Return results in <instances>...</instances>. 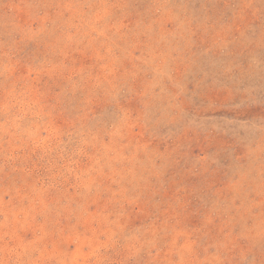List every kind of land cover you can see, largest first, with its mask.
Masks as SVG:
<instances>
[{"label":"rangeland","instance_id":"374dc122","mask_svg":"<svg viewBox=\"0 0 264 264\" xmlns=\"http://www.w3.org/2000/svg\"><path fill=\"white\" fill-rule=\"evenodd\" d=\"M0 264H264V0H0Z\"/></svg>","mask_w":264,"mask_h":264}]
</instances>
